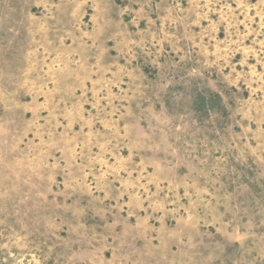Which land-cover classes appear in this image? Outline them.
<instances>
[{
	"label": "rangeland",
	"instance_id": "rangeland-1",
	"mask_svg": "<svg viewBox=\"0 0 264 264\" xmlns=\"http://www.w3.org/2000/svg\"><path fill=\"white\" fill-rule=\"evenodd\" d=\"M0 264H264V0H0Z\"/></svg>",
	"mask_w": 264,
	"mask_h": 264
}]
</instances>
